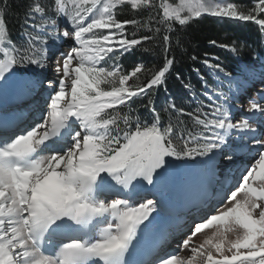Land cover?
Masks as SVG:
<instances>
[{
  "label": "snow or ice",
  "instance_id": "snow-or-ice-1",
  "mask_svg": "<svg viewBox=\"0 0 264 264\" xmlns=\"http://www.w3.org/2000/svg\"><path fill=\"white\" fill-rule=\"evenodd\" d=\"M7 8L3 0L0 264H264V88L240 105L257 74L205 52L191 56L212 77L192 68L197 94L173 52L205 16L253 23L264 37V0H32L22 41L12 39ZM122 9L133 15L121 19ZM65 42L49 69L51 49ZM209 44L239 58L235 42ZM135 51L158 61L125 68ZM253 60L264 69L260 55ZM173 73L190 105L169 96L158 109ZM258 78L264 85V70ZM9 99L25 109L8 111ZM180 167L194 174L177 175ZM178 185L180 212L169 206L161 225L163 196ZM148 234L151 258L136 259Z\"/></svg>",
  "mask_w": 264,
  "mask_h": 264
},
{
  "label": "trees",
  "instance_id": "trees-1",
  "mask_svg": "<svg viewBox=\"0 0 264 264\" xmlns=\"http://www.w3.org/2000/svg\"><path fill=\"white\" fill-rule=\"evenodd\" d=\"M8 8L6 10V23L10 30L13 40L22 41L20 36L21 24L28 5L32 0H6ZM48 2V0H43ZM242 7H250L252 0H235ZM3 0H0V4ZM121 19L130 18L133 13L128 9H122ZM210 40H216L218 43L232 44L235 42L239 50V58L228 50L214 47L209 44ZM262 36L258 28L253 23H241L232 20L218 19L205 16L189 26L181 33V46L174 47L173 52L176 56L175 69L182 74L183 82L189 79L193 85V90L198 94L201 90L199 77L192 71L193 67H200L201 72L208 78L207 68L201 63L200 59L192 61L191 56L196 55L203 58L205 52L214 53L220 57L219 62L232 67L241 63L249 65L253 61V54L263 53ZM149 45H146V47ZM143 60L146 64H153L158 61V56L152 52L135 51L122 58L125 68L130 69L139 61ZM223 65V64H222ZM171 96L179 107L188 108L190 105V93L183 88L181 80L175 79V74L169 77L167 93L163 89L157 95V108L165 105V101ZM203 99V97H199ZM142 114H145L142 110ZM166 118V115H165Z\"/></svg>",
  "mask_w": 264,
  "mask_h": 264
},
{
  "label": "rangeland",
  "instance_id": "rangeland-1",
  "mask_svg": "<svg viewBox=\"0 0 264 264\" xmlns=\"http://www.w3.org/2000/svg\"><path fill=\"white\" fill-rule=\"evenodd\" d=\"M234 21V20H232ZM61 26L64 25V21L61 20L60 21ZM264 38V37H263ZM66 46H67V42H65V44L63 45H57L56 47H53L51 49L50 52V60H49V69H51L52 65H54V63L56 62L57 59H59L60 57V53L66 50ZM262 59H264V54L261 56ZM223 66L226 67L227 70L232 71L234 73L239 74L241 72V69L243 68V64L239 63L236 66L232 67V69L229 67V65H225L224 62H222ZM254 73L257 74V78L253 81L250 82L248 84H245L243 86V88L240 91L239 97H238V101L240 105H245L247 104V101L250 97L254 96L256 94V91H258L260 89L259 85V78H258V73L261 72L262 69L261 65H260V61L259 60H255L254 63L250 66ZM36 71H39L38 69ZM47 76L51 77L52 76V72L49 70L48 72L45 73ZM207 74H209V69H207ZM208 79L211 83L212 81V77L208 75ZM14 103L11 99H9V101L7 102V109L9 108V105ZM4 104V101L0 100V105ZM35 107V106H33ZM21 108H15L12 110H8L10 112H13V110L18 111ZM233 114H234V118L235 119H239L244 113H243V108L242 107H234L233 108ZM218 170H224V166L223 164L219 165ZM176 174L177 175H181V176H188L191 174H194V169H185L184 167H180L178 169H176ZM223 179V177H221ZM185 195V191L181 186H176L173 188V190L166 192L163 196L164 200H168L167 203H175L178 201L182 200V197ZM171 201V202H170ZM165 211V208L161 211V216L160 218H163V220L167 217H169V212L168 210L165 212V214H163L162 212ZM173 247H175L174 243H171L169 245V247L167 248V250H172Z\"/></svg>",
  "mask_w": 264,
  "mask_h": 264
},
{
  "label": "bare ground",
  "instance_id": "bare-ground-1",
  "mask_svg": "<svg viewBox=\"0 0 264 264\" xmlns=\"http://www.w3.org/2000/svg\"><path fill=\"white\" fill-rule=\"evenodd\" d=\"M15 108H21L20 110H22V109H25V105H23V104H19L18 105L16 103H12V104L9 105L8 110L9 109L12 110V109H15ZM13 111H15V110H13ZM24 116L26 118L30 119L31 118V113L28 110H25L24 111ZM163 201H164L165 207L167 209H168L169 206H173V207H175L177 212H180V203H181V201L175 202L174 204L171 201H170L171 203H167L168 200H164L163 199ZM165 212H166V209L162 213L165 214ZM169 220H170V216L165 218L164 220H163V218L159 217L158 218V223L161 224V225L167 224L169 222ZM154 244H155V241H154L153 237L151 236V234L145 235V236H143L141 238L140 244L137 247V252L140 251L139 253H144L149 247L154 246ZM170 244H171V242L166 247L168 248ZM174 249H175V247H173L172 250H174Z\"/></svg>",
  "mask_w": 264,
  "mask_h": 264
}]
</instances>
